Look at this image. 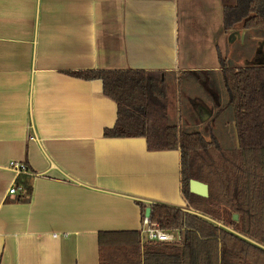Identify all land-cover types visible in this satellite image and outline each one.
<instances>
[{"label":"crops","instance_id":"0c3cea01","mask_svg":"<svg viewBox=\"0 0 264 264\" xmlns=\"http://www.w3.org/2000/svg\"><path fill=\"white\" fill-rule=\"evenodd\" d=\"M234 2L0 0V264H99L100 231L141 229L137 200L185 205L180 151L104 136L116 101L68 72L218 71ZM237 36L248 52L258 38ZM11 161L33 171L26 202L8 191Z\"/></svg>","mask_w":264,"mask_h":264},{"label":"trees","instance_id":"16d2710c","mask_svg":"<svg viewBox=\"0 0 264 264\" xmlns=\"http://www.w3.org/2000/svg\"><path fill=\"white\" fill-rule=\"evenodd\" d=\"M223 28L264 30V0H235L225 5ZM222 76L238 146L224 147L180 118L170 120L169 108L181 106L183 82L195 72L177 75L164 70H77L83 79H100L103 93L117 103V120L106 137H145L149 150L178 149L181 195L186 207L137 200L144 219L161 229L178 230L179 242L144 240L140 230L100 231L99 264H264V249L227 230L231 227L264 246V66L222 64ZM179 120V121H178ZM26 163V162H25ZM19 173L15 200L30 199L33 171ZM208 185V196L192 193L190 180ZM238 214V220L232 215Z\"/></svg>","mask_w":264,"mask_h":264},{"label":"flooded vegetation","instance_id":"af4514ba","mask_svg":"<svg viewBox=\"0 0 264 264\" xmlns=\"http://www.w3.org/2000/svg\"><path fill=\"white\" fill-rule=\"evenodd\" d=\"M240 29L246 32L245 37H248V34L251 32H256L258 34V38H256L253 41V47L250 50V52H248V50H245V51L240 50V47H239L240 42L243 41V44L245 45L244 39L240 41L237 36V30H240ZM223 31L225 34H227V41L230 42V51L227 55H225L221 51H219L217 54L218 62H219V70L221 74H222L221 72L222 64H227L228 66H242V67L244 66H264V30L262 28L259 27L255 29H247V28H243L239 26V27H235L229 30H224L223 28ZM242 59L244 61H242ZM229 64H232V65H229ZM193 72H195V76H202L205 73L209 77L210 75H212L214 71L201 70V71H193ZM210 95H211V98L208 104L204 107H198V104L195 102L191 103L193 108L197 110L199 114V119L201 121H204L205 119L207 120V118L209 117V119L206 121V123H204L201 129L194 128V127L193 129H197L201 131L205 135V137L208 136V138H206L208 140L210 139L212 134L217 135L218 137H220L222 141V145L224 147H228V148L237 147L238 141H237L236 132L234 128L233 108L231 105L228 104V98H227V101L226 99L224 100L223 95L221 93L216 94V91L210 92ZM226 97H227V94H226ZM225 111H228L229 113V117L227 118V123L226 124L223 123L222 128H219L217 125L218 118H220L222 115L224 117ZM204 127L206 129L205 131L203 130ZM225 127L228 130V132L231 134V136H233V133H234V140L232 139L231 142H228L227 140H225V137H226V135L224 136ZM232 217L234 220H238L239 218L238 214H233ZM226 228L227 230L239 235L241 238L258 246L259 248L264 249V246L258 243L257 241H254L242 234H239L237 231L233 230L229 226Z\"/></svg>","mask_w":264,"mask_h":264},{"label":"rangeland","instance_id":"374dc122","mask_svg":"<svg viewBox=\"0 0 264 264\" xmlns=\"http://www.w3.org/2000/svg\"><path fill=\"white\" fill-rule=\"evenodd\" d=\"M232 65V64H229ZM208 76L204 73L200 80L195 78H190L183 82V89H184V95L181 100V106L178 104L177 100L174 102L173 106L169 108V116L170 120L175 121L178 118H180V121L183 122H189V125L193 128H202L204 123L207 120L201 121L199 119V114L197 110H195L191 103L195 102L198 104V107H204L208 104L211 95L210 92L216 91V94H222L223 99L227 101L226 97V90L224 86V80L222 77V74L220 73V70L214 71L212 75ZM229 117L228 111H225L224 117L223 115L218 118V127L222 128L223 123H227V118ZM195 119V120H194ZM179 121V120H178ZM206 130L205 127L203 129ZM225 140L228 142H231V134L228 132V130L224 129V136ZM207 136V135H206ZM208 138V136L206 137ZM181 235V234H180Z\"/></svg>","mask_w":264,"mask_h":264},{"label":"built area","instance_id":"2783aa9c","mask_svg":"<svg viewBox=\"0 0 264 264\" xmlns=\"http://www.w3.org/2000/svg\"><path fill=\"white\" fill-rule=\"evenodd\" d=\"M11 166L19 173H27L29 169L24 161H11ZM30 173V172H29ZM21 189V186H17L15 182L10 186L9 193L17 194ZM143 225L140 229L142 238L144 240H152V241H163V242H179L181 239L180 232L178 230H165L161 229L156 222H152L149 217H144Z\"/></svg>","mask_w":264,"mask_h":264},{"label":"water","instance_id":"95a60500","mask_svg":"<svg viewBox=\"0 0 264 264\" xmlns=\"http://www.w3.org/2000/svg\"><path fill=\"white\" fill-rule=\"evenodd\" d=\"M189 188L192 193H195L197 195L204 196V197L208 195V185L202 181L191 179ZM176 207H180V206H176ZM185 207H186V203L183 207H180V208H185ZM150 213H151V208L147 207L145 211V217H150Z\"/></svg>","mask_w":264,"mask_h":264}]
</instances>
